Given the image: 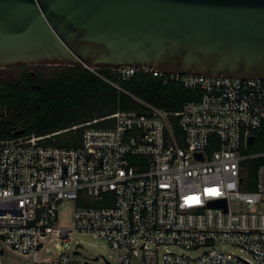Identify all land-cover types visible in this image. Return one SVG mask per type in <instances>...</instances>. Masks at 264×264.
<instances>
[{
  "label": "built area",
  "instance_id": "built-area-1",
  "mask_svg": "<svg viewBox=\"0 0 264 264\" xmlns=\"http://www.w3.org/2000/svg\"><path fill=\"white\" fill-rule=\"evenodd\" d=\"M140 71L200 89V98L175 112L137 98L147 113L117 110L46 135L0 132L1 251L29 257L26 264H98L100 256L74 257L81 242L73 254L39 258L77 233L128 250L116 264L139 251L143 264H264V162L255 190L244 188L246 162L264 158L249 151L250 138L264 136V78L117 69L121 79ZM5 113L0 104V128ZM80 127L77 146L47 143ZM65 199L76 203L71 228L58 221Z\"/></svg>",
  "mask_w": 264,
  "mask_h": 264
},
{
  "label": "water",
  "instance_id": "water-1",
  "mask_svg": "<svg viewBox=\"0 0 264 264\" xmlns=\"http://www.w3.org/2000/svg\"><path fill=\"white\" fill-rule=\"evenodd\" d=\"M26 64L264 78V0H0V67Z\"/></svg>",
  "mask_w": 264,
  "mask_h": 264
},
{
  "label": "trees",
  "instance_id": "trees-1",
  "mask_svg": "<svg viewBox=\"0 0 264 264\" xmlns=\"http://www.w3.org/2000/svg\"><path fill=\"white\" fill-rule=\"evenodd\" d=\"M105 78L84 66H67L57 73L23 83L1 80L0 104L6 113L0 132L13 137V132L25 129L24 134L46 135L76 124L102 118L117 110L147 113L146 105L137 98L168 111L180 110L188 100H198L200 89H192L175 80L150 72H137L128 79H121L117 70L98 69ZM113 83L118 84L121 89ZM111 121H101L105 125ZM84 127L68 130L48 139L54 145L77 146ZM65 135V136H64ZM250 152L264 151V136L258 134ZM264 158H252L244 171L247 190H255L256 173Z\"/></svg>",
  "mask_w": 264,
  "mask_h": 264
},
{
  "label": "rangeland",
  "instance_id": "rangeland-1",
  "mask_svg": "<svg viewBox=\"0 0 264 264\" xmlns=\"http://www.w3.org/2000/svg\"><path fill=\"white\" fill-rule=\"evenodd\" d=\"M67 67L64 65H46V64H38L32 66L33 70L39 72V74L43 76L51 75L57 73L61 70L66 69ZM22 71L20 67H12L4 70V78L6 80H11L12 76H17ZM65 136V135H64ZM232 206L234 209L240 208L237 202H233ZM76 212V203L73 199H65L59 203V210H58V221L62 227L71 228L73 226V221ZM57 242V241H56ZM77 242L82 243V247L80 249V254L74 255L76 259H94L96 256H100L97 263L98 264H107L106 259L109 260L112 264H116L118 257L123 254L127 253L128 250L126 249H112L104 239L100 237H96L92 234H77L71 237V241L68 243L60 242L58 246L56 243H52L49 245L52 250L50 252H46L45 250H41L39 252V258H48L57 255V253L61 249L68 250L71 254H73V248L76 246ZM228 250H233L238 253L240 251L235 247H227ZM181 250V249H177ZM202 251L201 249L191 251L192 254H199ZM30 261L29 257L20 255L10 249H5L4 252H1L0 247V264H26ZM144 260L142 257L141 252L139 251L137 254L133 253L131 256V264H143Z\"/></svg>",
  "mask_w": 264,
  "mask_h": 264
},
{
  "label": "flooded vegetation",
  "instance_id": "flooded-vegetation-1",
  "mask_svg": "<svg viewBox=\"0 0 264 264\" xmlns=\"http://www.w3.org/2000/svg\"><path fill=\"white\" fill-rule=\"evenodd\" d=\"M35 65H38V64H26V65H17V66H10V67H6V68H2L1 69V80L19 84V83H23L26 79L30 80L31 78H36V77H38L39 72L32 69V66H35ZM64 66L67 67L68 65H64ZM12 67H20V68H22V71L20 72L19 75L12 76L13 78H11V80H6L4 78V70H6L8 68H12ZM28 75H30V77H31L30 79L27 78Z\"/></svg>",
  "mask_w": 264,
  "mask_h": 264
}]
</instances>
